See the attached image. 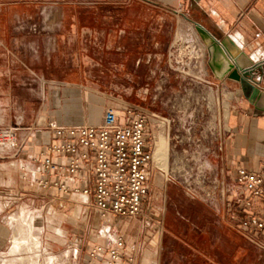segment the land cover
<instances>
[{
  "label": "crops",
  "instance_id": "0c3cea01",
  "mask_svg": "<svg viewBox=\"0 0 264 264\" xmlns=\"http://www.w3.org/2000/svg\"><path fill=\"white\" fill-rule=\"evenodd\" d=\"M196 26L216 38L229 36L247 56L262 62L263 78L258 84L264 91V0H0V130L15 126L18 140L16 146L0 145V217H9L11 205L18 202L28 207L25 211L30 215L41 214L47 204L75 200L78 195L44 190L36 180L44 147L54 140L48 123H97L108 107H124L114 101L118 98L107 102L106 94L98 89V67L111 65L116 68L110 77L116 78L118 72L125 80L136 77L145 84L156 74L153 64L162 60L161 47L169 48L181 39L199 41L206 50ZM122 49L123 55L115 53L117 58L111 53ZM205 71L203 86L231 100L226 128L220 134L221 152L214 154L209 168L216 180L230 185L232 194H246L235 176L238 168L256 170L264 165V110L250 103L236 81L219 80L207 68ZM262 98L264 103V95ZM155 144V159L148 169L149 194L158 172L167 168L163 156L166 139L161 137ZM209 199L199 201L212 209L208 217L213 221L211 228L188 227V234L192 229L208 238L211 229H219V235L225 234L235 243L233 251L239 245L253 249L256 244L264 264V231L239 226L247 215L264 219V197H257L251 207L233 211L219 192ZM145 201L143 210L152 204V215L160 216V207L149 195ZM99 219L102 227L118 231L126 243L135 234L133 217ZM153 220L155 225L165 222L164 215L163 220ZM100 229H93L98 233L89 250L108 243ZM153 229L147 239L157 243L163 229ZM186 244L200 264H230L217 255L212 260L209 249H197L188 238Z\"/></svg>",
  "mask_w": 264,
  "mask_h": 264
},
{
  "label": "rangeland",
  "instance_id": "374dc122",
  "mask_svg": "<svg viewBox=\"0 0 264 264\" xmlns=\"http://www.w3.org/2000/svg\"><path fill=\"white\" fill-rule=\"evenodd\" d=\"M170 48H160L162 60L153 64L152 71L156 74H151L152 79L145 84L136 77L125 80L118 72H115L116 78L110 77V71L116 68L111 65L98 67L97 87L106 94L107 102L118 98L114 101L142 105L169 120L156 127V140L166 139L163 155L167 161L166 172H158L148 194L152 203L160 207V216L152 215V204L144 208L133 218L136 231L126 244L129 248L136 246V264H200V258L187 246V238L197 249H209L212 260L217 255L230 264H262L263 254L256 244L253 249L239 245L233 251L235 243L227 235H219V229L216 232L211 229L208 238L192 229H189L191 235L188 234V227L209 229L213 222L208 219L212 209L199 199L210 201L214 183L222 182L215 179L209 161L221 152L220 134L226 128L231 100L203 86L204 59L205 72L198 74L201 78H191L178 71L176 64H171ZM111 53L123 55V49ZM116 58L114 61L122 62ZM11 206L12 214L0 217V264L89 263L91 239L98 233L93 229L103 228L104 223L92 205L83 203L82 197L81 201L77 196L75 200L47 204L41 214L28 215L25 211L28 207L22 202ZM163 215L165 222L153 224L154 217L156 221L163 220ZM152 227L155 231L163 229L157 243L147 239Z\"/></svg>",
  "mask_w": 264,
  "mask_h": 264
},
{
  "label": "built area",
  "instance_id": "2783aa9c",
  "mask_svg": "<svg viewBox=\"0 0 264 264\" xmlns=\"http://www.w3.org/2000/svg\"><path fill=\"white\" fill-rule=\"evenodd\" d=\"M170 47L171 64L191 78H201L205 72L204 45L180 39ZM165 122L169 120L157 112L130 102L124 107H108L97 123L66 126L51 121L48 127L54 140L44 147L36 180L44 190L82 197L83 203L92 205L104 220L138 217L149 194L148 169L155 159L156 127ZM16 131L15 126L1 129L0 145L16 146ZM235 180L246 194H232L230 185L223 181L215 182L211 191L219 192L230 211L251 207L257 197H264V165L256 170L238 168ZM239 226L264 231V219L247 215ZM100 231L108 243L89 250L88 264L137 263L136 246L129 248L124 237L109 226Z\"/></svg>",
  "mask_w": 264,
  "mask_h": 264
},
{
  "label": "water",
  "instance_id": "95a60500",
  "mask_svg": "<svg viewBox=\"0 0 264 264\" xmlns=\"http://www.w3.org/2000/svg\"><path fill=\"white\" fill-rule=\"evenodd\" d=\"M196 29L206 45L203 56L205 68L211 71L216 79L223 80L228 77L236 81L250 103L257 109L264 110V91L258 84L263 78L262 62L247 56L229 36L216 38L202 26H196Z\"/></svg>",
  "mask_w": 264,
  "mask_h": 264
},
{
  "label": "bare ground",
  "instance_id": "6f19581e",
  "mask_svg": "<svg viewBox=\"0 0 264 264\" xmlns=\"http://www.w3.org/2000/svg\"><path fill=\"white\" fill-rule=\"evenodd\" d=\"M20 220V219H19ZM18 229V228H17ZM30 261V260H29Z\"/></svg>",
  "mask_w": 264,
  "mask_h": 264
}]
</instances>
